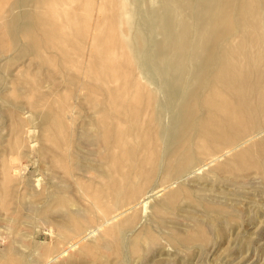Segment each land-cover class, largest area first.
Returning a JSON list of instances; mask_svg holds the SVG:
<instances>
[{
    "label": "rangeland",
    "instance_id": "obj_1",
    "mask_svg": "<svg viewBox=\"0 0 264 264\" xmlns=\"http://www.w3.org/2000/svg\"><path fill=\"white\" fill-rule=\"evenodd\" d=\"M263 126L264 0H0V264H264Z\"/></svg>",
    "mask_w": 264,
    "mask_h": 264
},
{
    "label": "bare ground",
    "instance_id": "obj_2",
    "mask_svg": "<svg viewBox=\"0 0 264 264\" xmlns=\"http://www.w3.org/2000/svg\"><path fill=\"white\" fill-rule=\"evenodd\" d=\"M209 8H210V6H208V7H206V8H202V11L204 12V13H207V12H209ZM247 9H244L243 11L245 12ZM252 10H253V7H252ZM179 20V19H178ZM177 24L178 23H176V22H172L170 19H169V15H167V13L166 14H164L163 12H161V13H159V26L161 27V33H163L164 35H166L167 37H171L172 36V28H174L175 26H177ZM63 35L65 36L66 35V33H65V31H63ZM101 35V39H102V42H103V40H104V38H103V36H102V34H100ZM115 36L116 37H118V34H117V29H116V31H115V33L114 34H109L105 39H108V38H115ZM103 44H105V46L107 47V48H103V46H102V48H103V50H102V52H103V57H102V61H101V63H108V66H106L105 64H104V66H106V67H110L112 64L109 62V60H111V59H113L115 56H116V51H115V48H114V46H110L109 44H107V43H103ZM164 46H166L167 48H169V49H172V44L169 42V41H166V43H165V45ZM161 48H162V46H160ZM160 48V49H161ZM98 49V48H97ZM99 50V49H98ZM178 52H180V47H178V48H176V53H169V55L167 54V53H161V50H158V53H155V56H158V57H160L161 59L160 60H164V59H169V58H167L168 56H171L172 58H175L176 57V55L178 54ZM99 53V52H98ZM170 57V58H171ZM111 64V65H110ZM174 68L175 69H177V70H183L184 69V67L183 66H181V65H175L174 66ZM219 71V70H218ZM217 71V72H218ZM83 73H85V72H83ZM220 73V72H219ZM223 73L225 74V72H224V70H223ZM217 76V75H216ZM87 77V76H86ZM99 78H103L104 79V81L106 82L107 80H111V81H117V74H116V68L115 67H113V65H112V67L111 68H109V69H105V68H103V70L99 73ZM114 95V94H113ZM118 97V96H117ZM119 98V97H118ZM113 106H115V105H113ZM118 109V108H117ZM263 131V133H264V126L261 128V129H259V130H257L256 132H252V133H250L249 135H245L246 137H244V138H241L239 141H237L236 143H234V144H232L231 146H229L226 150H224V151H222V152H220L219 154H217L216 156H213V158H212V160L213 161H215V159H217L220 155H222L223 156V154H226V153H228V152H232V150H235V149H237L238 147H241L244 143H248V141H250V140H253V139H255L256 138V136H259V133L260 132H262ZM85 140H83V142L82 143H85L84 142ZM80 146H82L81 144H77V148H80ZM209 162H211L210 161V159H209V161H206V162H203V163H201L198 167H196V168H194V167H192V168H188V169H186V170H184V172H182V174H181V178H184V177H187V176H189L190 174H192V173H195L196 171H199L200 169L202 170V168H205L208 164H209ZM198 173V172H197ZM174 183V182H173ZM168 188V185L167 186H165L164 185V187H160V188H158V189H156V190H154V191H152V189H151V193L150 194H148V196H152V197H155V196H157L158 194H160L161 192H163L164 190H165V188ZM166 188V189H167ZM171 188V187H170ZM154 189V188H153ZM145 195H147V194H145ZM147 196V197H148ZM260 197V196H259ZM150 198V197H149ZM145 199V198H144ZM141 200V199H140ZM143 201V200H142ZM132 205V204H131ZM130 205V206H131ZM132 206H135V203L132 205ZM129 207V206H128ZM126 208V207H125ZM122 209V208H121ZM128 210V209H127ZM126 211V209H124V210H122L121 212H119L118 214H115L114 216H112L111 218H108V219H104L105 221L102 223V224H105V222H108V220L110 219H113V218H115V217H118V216H120V215H122L124 212ZM129 211V210H128ZM116 213H117V210H116ZM110 215V214H109ZM124 215V214H123ZM113 221V220H112ZM97 229H98V227H97ZM100 229V228H99ZM89 233V232H88ZM88 237V236H87ZM74 241V240H73ZM73 241H72V243H73ZM71 242V241H70ZM75 243H73V245H74ZM79 244V243H78ZM69 245H71L70 243H69ZM68 245V246H69ZM66 246V245H65ZM67 247V246H66ZM67 248H69V247H67ZM72 248V247H71ZM73 249V248H72ZM67 250V249H66ZM65 250V251H66ZM60 253V252H59ZM62 253H63V251H62ZM66 253V252H65ZM55 256V255H54ZM53 256V258H55ZM59 256V255H58ZM58 258V257H57Z\"/></svg>",
    "mask_w": 264,
    "mask_h": 264
}]
</instances>
